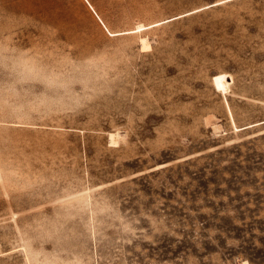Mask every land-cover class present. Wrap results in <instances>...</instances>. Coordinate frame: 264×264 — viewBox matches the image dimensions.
<instances>
[{
	"label": "rangeland",
	"instance_id": "374dc122",
	"mask_svg": "<svg viewBox=\"0 0 264 264\" xmlns=\"http://www.w3.org/2000/svg\"><path fill=\"white\" fill-rule=\"evenodd\" d=\"M245 262L264 0H0V264Z\"/></svg>",
	"mask_w": 264,
	"mask_h": 264
},
{
	"label": "bare ground",
	"instance_id": "6f19581e",
	"mask_svg": "<svg viewBox=\"0 0 264 264\" xmlns=\"http://www.w3.org/2000/svg\"><path fill=\"white\" fill-rule=\"evenodd\" d=\"M142 47L144 49L150 47V45L148 44V42L145 39H142ZM109 135H110V139H111L110 141L112 143H115L116 142V136L117 135L115 133H109ZM243 264H248V262H245Z\"/></svg>",
	"mask_w": 264,
	"mask_h": 264
}]
</instances>
